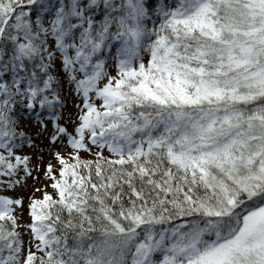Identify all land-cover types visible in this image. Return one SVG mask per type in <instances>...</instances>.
<instances>
[{"label": "snow or ice", "instance_id": "obj_1", "mask_svg": "<svg viewBox=\"0 0 264 264\" xmlns=\"http://www.w3.org/2000/svg\"><path fill=\"white\" fill-rule=\"evenodd\" d=\"M0 264H264V0H0Z\"/></svg>", "mask_w": 264, "mask_h": 264}, {"label": "rangeland", "instance_id": "obj_2", "mask_svg": "<svg viewBox=\"0 0 264 264\" xmlns=\"http://www.w3.org/2000/svg\"><path fill=\"white\" fill-rule=\"evenodd\" d=\"M25 131H34V129H30V128L26 127V128H25ZM23 151H24L25 153H27V152L30 151V149L25 148V149H23ZM33 155H34V154H33ZM46 158H47V157H46ZM29 183H31V181H29ZM25 195H26V193H25ZM25 218H27L26 213H25Z\"/></svg>", "mask_w": 264, "mask_h": 264}]
</instances>
